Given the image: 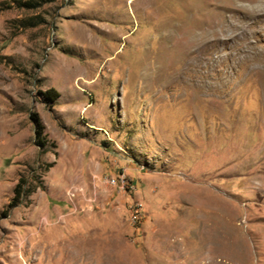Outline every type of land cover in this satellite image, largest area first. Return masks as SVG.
I'll use <instances>...</instances> for the list:
<instances>
[{"label":"rangeland","instance_id":"374dc122","mask_svg":"<svg viewBox=\"0 0 264 264\" xmlns=\"http://www.w3.org/2000/svg\"><path fill=\"white\" fill-rule=\"evenodd\" d=\"M0 264H264V0H0Z\"/></svg>","mask_w":264,"mask_h":264},{"label":"trees","instance_id":"16d2710c","mask_svg":"<svg viewBox=\"0 0 264 264\" xmlns=\"http://www.w3.org/2000/svg\"><path fill=\"white\" fill-rule=\"evenodd\" d=\"M41 97H43V99L45 100L44 101L45 103L51 105L59 98V93L54 88H49L46 91L41 93ZM29 118L31 122L33 123V127H34L35 145L43 149L46 146V142H45L46 139L44 135V125L42 124L39 115L35 112H31ZM50 167H52V164L47 165V169H49ZM23 184H24V180L20 178L14 187V190H13L14 195H13L11 202L8 205L9 209L17 206V204L20 203V201L18 200L23 195V191H20V188L22 187ZM7 211L8 210H4L2 212V215H5Z\"/></svg>","mask_w":264,"mask_h":264},{"label":"built area","instance_id":"2783aa9c","mask_svg":"<svg viewBox=\"0 0 264 264\" xmlns=\"http://www.w3.org/2000/svg\"><path fill=\"white\" fill-rule=\"evenodd\" d=\"M111 182L113 183L114 181H113V180H111Z\"/></svg>","mask_w":264,"mask_h":264}]
</instances>
